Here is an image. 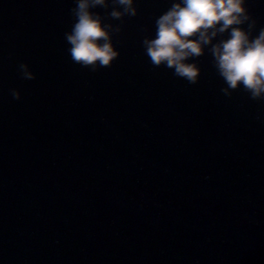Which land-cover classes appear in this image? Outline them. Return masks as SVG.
<instances>
[{"label":"water","instance_id":"95a60500","mask_svg":"<svg viewBox=\"0 0 264 264\" xmlns=\"http://www.w3.org/2000/svg\"><path fill=\"white\" fill-rule=\"evenodd\" d=\"M172 2L95 9L122 30L93 70L65 40L75 0H0V264H264V99L225 94L210 53L195 84L151 63Z\"/></svg>","mask_w":264,"mask_h":264},{"label":"clouds","instance_id":"9594fccd","mask_svg":"<svg viewBox=\"0 0 264 264\" xmlns=\"http://www.w3.org/2000/svg\"><path fill=\"white\" fill-rule=\"evenodd\" d=\"M97 8H111L114 19L138 14L137 0H75L74 23L65 33L74 62L98 70L120 56L114 32L122 25L105 22ZM257 19L249 0H173L155 21V34L143 39L146 55L154 66L172 69L174 75L195 84L202 67L194 57L210 53L218 75L231 95L243 88L253 99H264V27L257 31ZM25 79L36 73L27 62L19 65ZM15 99L22 92L11 90Z\"/></svg>","mask_w":264,"mask_h":264}]
</instances>
